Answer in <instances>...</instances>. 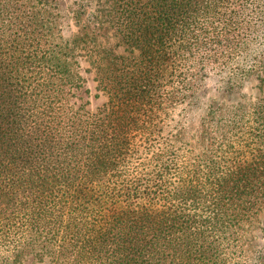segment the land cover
<instances>
[{
	"label": "trees",
	"instance_id": "trees-1",
	"mask_svg": "<svg viewBox=\"0 0 264 264\" xmlns=\"http://www.w3.org/2000/svg\"><path fill=\"white\" fill-rule=\"evenodd\" d=\"M53 2L0 0V264H264V0Z\"/></svg>",
	"mask_w": 264,
	"mask_h": 264
},
{
	"label": "rangeland",
	"instance_id": "rangeland-1",
	"mask_svg": "<svg viewBox=\"0 0 264 264\" xmlns=\"http://www.w3.org/2000/svg\"><path fill=\"white\" fill-rule=\"evenodd\" d=\"M96 1L97 0H54L53 4L56 5L57 8L51 10H53L54 13L59 14V20L68 25L71 21V14L73 9L78 7L80 4H89L91 6L95 5ZM79 66L85 69L88 65L86 61L80 59ZM83 77L84 81L82 86L83 89H85V92L81 94L80 102L83 103L85 109L93 111L101 105V103L104 101V97L102 95L94 96V93L96 94V92L94 90V81L92 80V74L90 72L84 71ZM257 92V89L253 87V84L250 85V83L247 84L243 89V93H245L246 95L245 99L256 95ZM194 94L196 95L195 98L198 100V102H202L200 107H203V104L205 103H211L212 99H217L219 97V95H216L215 92L209 89L206 85L200 86L198 89H196ZM222 99L225 100V102L245 100L244 97L241 98L238 94L225 95ZM256 226L257 228H264V206L258 216ZM25 264L43 263H32L27 260Z\"/></svg>",
	"mask_w": 264,
	"mask_h": 264
}]
</instances>
